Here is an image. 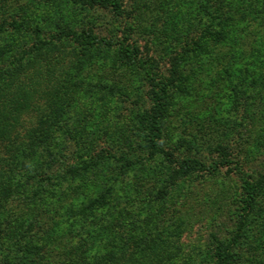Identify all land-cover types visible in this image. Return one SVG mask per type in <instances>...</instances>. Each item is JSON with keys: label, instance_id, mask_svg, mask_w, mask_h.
Masks as SVG:
<instances>
[{"label": "rangeland", "instance_id": "obj_1", "mask_svg": "<svg viewBox=\"0 0 264 264\" xmlns=\"http://www.w3.org/2000/svg\"><path fill=\"white\" fill-rule=\"evenodd\" d=\"M257 1L225 0L222 17L224 21L239 20L242 34H226L223 42L210 46L206 56H194L192 61L201 63L211 72L198 74L194 73V67H186L187 78L179 83L182 91L173 89V115L168 121L163 147L172 149L180 157L185 149L181 140L194 139L197 143L190 152L200 155L205 164L203 171L182 178L174 185L169 179L170 166L161 155L151 158L147 152L142 153V145L138 146L140 139L135 148L127 145L133 117L151 106L150 87L140 70L123 67L116 57L101 50L102 61L91 63L82 71L76 86L73 85L77 98L61 121L60 154L68 164L80 161L81 157H103L108 152L131 156L136 160L133 168L146 164L147 169L142 173L150 179L146 187L153 186L148 194L154 210L138 214L137 224L160 228L183 223L176 238L182 250L176 262L167 264H213L209 253L212 238L225 239L235 231L242 178H258L264 174V20L252 14ZM191 2L125 0L124 12L117 17L107 9H88L70 0H0V21L5 18L24 20L21 30L0 35V75L13 66L15 59L25 58L23 64L29 57L32 60L37 34L41 39H50L67 24L75 30L93 27L113 44L131 39L146 54L155 55L162 74L166 75L171 56L180 57L183 47L197 39L207 25L194 19L200 16L198 10H189ZM211 20L215 30H222L211 16L207 23ZM69 42L58 51H50V59L56 61L64 53V65L73 67V50L77 48ZM36 65H29L24 73L31 74ZM22 79V85L18 86L17 82L6 83L10 80L0 76L4 96L14 101L19 98V89L29 84V80ZM96 81L98 84L94 85ZM118 85L120 89H116ZM35 96L29 110L20 113V124L24 128L33 126L40 117V110L33 107L45 101L41 95ZM124 135L126 143H123ZM140 153L146 156L142 163L137 162L142 158ZM0 154L8 153L0 148ZM228 154L232 163L213 170L214 162ZM106 162L115 165L112 159ZM157 191L163 197L155 201ZM29 205L16 198L11 201V213L19 216L16 220L26 216ZM139 208H143V204ZM16 220L11 219L9 224H17ZM249 226L234 264H264V198L260 199ZM35 256L38 264L39 255Z\"/></svg>", "mask_w": 264, "mask_h": 264}, {"label": "trees", "instance_id": "obj_2", "mask_svg": "<svg viewBox=\"0 0 264 264\" xmlns=\"http://www.w3.org/2000/svg\"><path fill=\"white\" fill-rule=\"evenodd\" d=\"M70 1L88 9H107L117 17L124 12L125 0ZM224 2L192 0L189 10H198L200 16L194 19L207 25L197 39L183 47L180 57L171 56L166 75L162 74L155 55L146 54L131 39L125 38L113 44L112 40L96 33L93 27L75 30L69 24L60 27L58 34L50 39H41L37 34L36 57L34 55L31 61L29 57L26 64L22 63L23 57L15 59L13 66L5 69L0 76L11 81L6 80V83L14 85L17 82L16 85L20 86L24 77L29 84L19 89L20 96H16L15 101L10 96H4L5 90L0 89V148H5L8 153L0 154V264H37L34 261L37 254L38 264L176 262L182 250L176 238L181 233L179 230H182L183 223L160 228L137 224L138 214L147 209L154 210L153 204H149L148 194L153 186L146 187L150 179L142 173L147 169L146 164L133 168L134 158L126 153L116 156L111 152L103 157H81L80 161L68 164L60 154L61 150H58V137L63 129L61 121L77 98V91L73 88L75 83L91 63L102 61L104 57L99 55L102 50L116 57L115 60L123 67L140 70L150 87L151 106L133 117L128 128L130 137L127 145L135 148L140 139L138 146L142 145V153L147 152L151 158L161 155L170 166L171 185L197 171H203L205 164L200 155L190 152L197 143L194 139L180 141L181 146L185 147L180 157L172 149L163 147V141L169 128L168 121L173 115V89L180 88L181 80L187 78L185 68L194 67V73L198 74L211 72L201 63L192 61L194 56H206L211 50L210 46L223 42L228 34H242L239 20L231 18L224 21ZM217 3L218 7L215 8ZM254 7L253 16H260L263 21L264 0H258ZM210 16L217 20L216 25L218 27L220 24L222 30H215L212 20L210 24L207 23ZM23 25L24 20L2 19L0 35L19 31ZM67 41L73 42L77 48L73 50V67L64 65V53L56 61L48 56L50 51H58ZM35 63L37 65L33 72L25 74L29 65ZM97 84L98 81L94 85ZM120 88L118 85L116 89ZM35 95H41L45 102L33 107L41 112L37 122L24 128L19 116L21 112L29 110V103ZM67 132L71 133L70 130ZM123 140L126 143L125 135ZM140 155L142 158L137 162L142 163L146 156ZM228 157L229 154L215 161L213 170L231 164ZM107 159H112L115 165L107 163ZM158 192L154 194L155 201L163 197ZM240 194L235 231L228 238L214 236L211 240L209 253L213 264L236 262L237 249L242 239L248 236L253 214L260 199L264 198V174L258 178H242ZM15 198L24 204L30 203L29 211L26 210L28 207L24 208L26 216L17 220L19 216L11 213L10 208ZM142 204L143 208H139ZM11 219L16 220L17 224H9ZM20 220L21 223H18Z\"/></svg>", "mask_w": 264, "mask_h": 264}]
</instances>
